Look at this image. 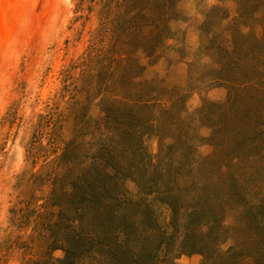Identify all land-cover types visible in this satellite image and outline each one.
I'll list each match as a JSON object with an SVG mask.
<instances>
[{
	"label": "rangeland",
	"instance_id": "rangeland-1",
	"mask_svg": "<svg viewBox=\"0 0 264 264\" xmlns=\"http://www.w3.org/2000/svg\"><path fill=\"white\" fill-rule=\"evenodd\" d=\"M30 5L0 55V264H264V0Z\"/></svg>",
	"mask_w": 264,
	"mask_h": 264
},
{
	"label": "bare ground",
	"instance_id": "bare-ground-1",
	"mask_svg": "<svg viewBox=\"0 0 264 264\" xmlns=\"http://www.w3.org/2000/svg\"><path fill=\"white\" fill-rule=\"evenodd\" d=\"M35 0H0V55L6 47L10 48L17 39V24L19 19L23 18L26 12L31 7L30 3ZM38 3V2H37ZM40 3V2H39ZM37 5V4H36ZM35 7V6H34ZM37 7V6H36ZM32 8V7H31ZM57 8V7H56ZM36 9V8H34ZM35 12V10H34ZM33 12V13H34ZM53 13V12H52ZM51 13V14H52ZM30 14V13H29ZM28 14V15H29ZM32 14V11H31ZM34 15V14H33ZM26 17V16H25ZM35 17V16H34ZM28 18V17H26ZM42 19V18H41ZM22 20V19H21ZM29 20V19H28ZM34 20V19H33ZM30 21V20H29ZM44 23V22H43ZM21 24V23H20ZM27 24V23H26ZM30 24V23H29ZM25 25V24H24ZM23 26V25H22ZM19 27V25H18ZM26 30V29H25ZM31 30V29H30ZM29 30V31H30ZM41 30V29H40ZM23 31V30H22ZM25 34V33H24ZM23 34V35H24ZM27 34V33H26ZM22 35V34H21ZM31 35V34H30ZM23 37V36H22ZM19 38V37H18ZM24 38V37H23ZM22 40V39H20ZM19 40V41H20ZM18 42V41H17ZM22 43V42H21ZM20 43V44H21ZM18 45V44H17ZM22 45V44H21ZM16 47V46H15ZM14 47V48H15ZM6 48V50L8 49ZM25 49V48H24ZM16 50V48H15ZM20 50V47H18ZM5 52V51H4ZM15 52V51H14ZM17 52V51H16ZM8 53V52H7ZM11 53H9L10 55ZM16 54V53H15ZM13 53V55H15ZM18 54V52H17ZM8 55V56H9ZM19 55V54H18ZM5 58V57H4ZM8 58V57H7ZM6 58V59H7ZM11 59V58H10ZM12 60V59H11ZM8 62V61H7ZM11 62V61H10ZM9 63V62H8ZM11 66V64H10ZM4 81V80H3ZM3 85V84H2Z\"/></svg>",
	"mask_w": 264,
	"mask_h": 264
},
{
	"label": "trees",
	"instance_id": "trees-1",
	"mask_svg": "<svg viewBox=\"0 0 264 264\" xmlns=\"http://www.w3.org/2000/svg\"><path fill=\"white\" fill-rule=\"evenodd\" d=\"M69 258H67V260H65V262H68Z\"/></svg>",
	"mask_w": 264,
	"mask_h": 264
}]
</instances>
